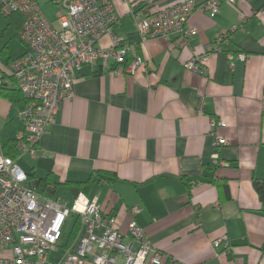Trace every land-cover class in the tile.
Wrapping results in <instances>:
<instances>
[{
  "label": "crops",
  "instance_id": "crops-1",
  "mask_svg": "<svg viewBox=\"0 0 264 264\" xmlns=\"http://www.w3.org/2000/svg\"><path fill=\"white\" fill-rule=\"evenodd\" d=\"M180 1L113 0L120 17L115 33L131 47L123 68L135 56L144 65L131 74L99 59L76 70V94L41 137L39 154L24 155L17 164L34 182L52 180L51 198L72 205L78 190L95 199L122 231L133 218L131 208L139 206L136 219L164 254V264H264V198L254 186L264 181V0H220L214 16L195 11L188 21L190 46L180 47L177 34L171 40L141 37L134 10L148 14ZM39 3L58 27L59 6ZM43 8L59 9L49 18ZM21 22L19 15L0 13L2 142L23 127L24 103L13 94L17 87L8 74L11 61L26 51ZM224 34L202 72L185 67ZM111 43L104 35L98 45ZM240 52L247 55L244 61L230 60L229 54ZM214 119L226 126L214 128ZM214 130L224 144H216ZM91 178L87 191L76 186ZM78 221L77 215L68 217L71 231L66 234L65 224L47 264L62 259L79 234L71 240ZM223 235L232 244L229 252L214 246ZM124 261L116 257V264Z\"/></svg>",
  "mask_w": 264,
  "mask_h": 264
},
{
  "label": "built area",
  "instance_id": "built-area-1",
  "mask_svg": "<svg viewBox=\"0 0 264 264\" xmlns=\"http://www.w3.org/2000/svg\"><path fill=\"white\" fill-rule=\"evenodd\" d=\"M39 1L0 0L2 15L17 12L24 17L19 34L26 46V51L11 61L8 73L26 100L19 113L23 127L16 137L19 151L16 159L6 155L0 137V264H47L71 215L79 217L81 229L57 264H85L87 261L116 264L118 255L124 257V264H164V254L150 242L136 219L141 211L139 206L131 208L133 218L128 230L122 231L116 225L114 214L103 212L96 200L83 192H78L72 205L63 198L42 196L28 184L27 174L17 164L24 155L34 158L39 154L41 137L61 105L76 94V70L86 64L93 65L99 59L113 60L119 69L125 68L131 74L144 65V59L135 56L123 68L131 47L123 36L115 33L120 17L113 0H52L61 9L58 27L44 15ZM219 10L220 0H183L153 13L134 10V16L144 39L171 40L172 35L177 34L178 45L184 47L190 46L193 34L188 27L192 14L200 11L214 16ZM104 35L112 40L108 48L98 45ZM224 37L225 34L218 38L206 53L195 54L185 67L202 72L211 53L221 49ZM173 47L171 44L170 48ZM229 57L231 61H244L247 55L240 52L236 57L231 54ZM4 82L6 77L0 73V86ZM212 126L225 127L226 123L214 119ZM216 137V144L225 143L224 137L217 134ZM221 244L225 252L232 249L226 235L214 241L216 247Z\"/></svg>",
  "mask_w": 264,
  "mask_h": 264
},
{
  "label": "trees",
  "instance_id": "trees-1",
  "mask_svg": "<svg viewBox=\"0 0 264 264\" xmlns=\"http://www.w3.org/2000/svg\"><path fill=\"white\" fill-rule=\"evenodd\" d=\"M13 14H16V15H19L22 22H21V27L24 23V17L22 16L21 13H13ZM14 95H17V97H19L23 103L25 104L26 103V100L25 98L23 97L22 93L18 90V89H14V92H13ZM3 147H4V151L6 153V155L16 159L18 157V154H19V151L17 149V139L16 138H13V139H8V140H3ZM93 181V179H89L85 182H78L76 183V186L77 187H83L84 189H86L87 191V188L89 186V184ZM30 182H34V180L28 176V184ZM53 182L52 180L46 178V179H36L35 180V185L32 186L39 194H41L42 196L46 197V198H51L50 196V193L48 191V184ZM254 186H255V189L256 191L258 192L259 196L261 199L264 198V181H255L254 182ZM81 229V223L78 221L76 226H75V230L73 231V234L72 236L70 237L71 240L73 238H75V236L77 235V233L80 231ZM69 238V239H70ZM69 241V240H68ZM73 241L71 242H68L67 246L70 245ZM66 246V247H67Z\"/></svg>",
  "mask_w": 264,
  "mask_h": 264
},
{
  "label": "rangeland",
  "instance_id": "rangeland-1",
  "mask_svg": "<svg viewBox=\"0 0 264 264\" xmlns=\"http://www.w3.org/2000/svg\"><path fill=\"white\" fill-rule=\"evenodd\" d=\"M43 9H44L46 15L50 18L51 15H53L55 12H57L59 8H53V9H52V12H51L49 9H47V8H43ZM15 42H16V41H14V43H15ZM60 193H62L61 190L58 192V194H60ZM65 197H67L66 200L69 201L70 194H68L67 196L65 195ZM68 203H69V202H68ZM69 204H70V203H69ZM70 205H71V204H70ZM71 228H72V222H68V223L66 224V231H67L66 234H68V233L71 231Z\"/></svg>",
  "mask_w": 264,
  "mask_h": 264
},
{
  "label": "water",
  "instance_id": "water-1",
  "mask_svg": "<svg viewBox=\"0 0 264 264\" xmlns=\"http://www.w3.org/2000/svg\"><path fill=\"white\" fill-rule=\"evenodd\" d=\"M30 186H34L35 185V182H30L29 183ZM78 193V190H74V194L76 195Z\"/></svg>",
  "mask_w": 264,
  "mask_h": 264
}]
</instances>
